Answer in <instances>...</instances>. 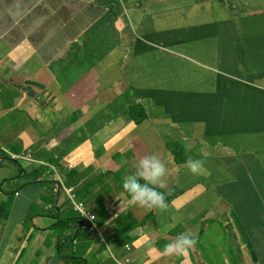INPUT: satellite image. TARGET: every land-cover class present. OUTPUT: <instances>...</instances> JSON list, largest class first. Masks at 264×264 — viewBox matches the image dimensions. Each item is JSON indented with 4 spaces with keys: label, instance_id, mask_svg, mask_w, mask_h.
Instances as JSON below:
<instances>
[{
    "label": "crops",
    "instance_id": "0c3cea01",
    "mask_svg": "<svg viewBox=\"0 0 264 264\" xmlns=\"http://www.w3.org/2000/svg\"><path fill=\"white\" fill-rule=\"evenodd\" d=\"M5 150L35 160L0 164V264H117L126 245L136 264H264V0H0ZM150 154L179 193L164 211L122 187ZM59 182L104 208L98 233L78 240ZM180 234L196 245L165 255Z\"/></svg>",
    "mask_w": 264,
    "mask_h": 264
},
{
    "label": "clouds",
    "instance_id": "9594fccd",
    "mask_svg": "<svg viewBox=\"0 0 264 264\" xmlns=\"http://www.w3.org/2000/svg\"><path fill=\"white\" fill-rule=\"evenodd\" d=\"M5 151L8 152L9 150ZM1 155L0 164L4 160H8L10 162L13 161L18 164H20L19 160L23 161V159L32 161L35 160L31 150L28 153L15 154L8 152V154ZM185 167L193 175H203L206 171L204 168V162L199 159L189 158L185 163ZM50 171L54 172L55 168L50 169ZM167 176L168 170L166 165L158 155H145L139 158L135 171L124 178L122 187L127 196L129 195L130 203L132 205H139L140 207H144L149 210L159 209L160 211H164L167 208V203L165 194L161 192V189L166 188L167 186ZM141 181H143V183ZM57 192H59L60 197L62 196L61 192H63V194L68 197L73 205V209L76 212L77 217L82 221L85 229H87V232H82L80 229L78 230V240H80L81 236L83 239H85L92 233H98L100 229L98 225L103 224L107 218L104 208L102 207L100 211L101 218L99 219L95 214H92L91 209H89L87 206V202L81 200L78 197L77 189L74 185L68 186L59 182ZM51 208H56V204L52 203ZM68 220L69 219L59 220L57 224H66ZM128 220L132 221V228L141 223L129 213L122 217L119 215L118 219L116 220V232L126 235L131 228L121 229L120 226ZM196 243L197 240L194 236L190 234H180L174 240L165 245L163 252L168 256H184L189 251V249L196 245ZM124 251L125 254L122 257L116 259V263L136 264L131 257L132 247L130 245H126L124 247ZM83 264H85L84 261Z\"/></svg>",
    "mask_w": 264,
    "mask_h": 264
},
{
    "label": "trees",
    "instance_id": "16d2710c",
    "mask_svg": "<svg viewBox=\"0 0 264 264\" xmlns=\"http://www.w3.org/2000/svg\"><path fill=\"white\" fill-rule=\"evenodd\" d=\"M132 116H133V119H135L137 123H142L148 118V114L145 108L143 107H137L135 111L132 112ZM141 182L143 183V181ZM158 190L161 191L160 189ZM161 192L165 194L167 204H170L171 201L179 195L178 192H164V191H161Z\"/></svg>",
    "mask_w": 264,
    "mask_h": 264
},
{
    "label": "rangeland",
    "instance_id": "374dc122",
    "mask_svg": "<svg viewBox=\"0 0 264 264\" xmlns=\"http://www.w3.org/2000/svg\"><path fill=\"white\" fill-rule=\"evenodd\" d=\"M21 162H22L23 164H25V162H24V161H21ZM87 206H89V205H88V203H87ZM97 261H98V260H96V262H97ZM91 264H93V262H91Z\"/></svg>",
    "mask_w": 264,
    "mask_h": 264
}]
</instances>
